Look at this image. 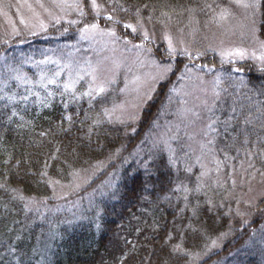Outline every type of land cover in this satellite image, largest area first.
<instances>
[{
	"label": "trees",
	"instance_id": "16d2710c",
	"mask_svg": "<svg viewBox=\"0 0 264 264\" xmlns=\"http://www.w3.org/2000/svg\"><path fill=\"white\" fill-rule=\"evenodd\" d=\"M119 1L127 11L147 14L159 9L184 11L207 0ZM87 7L86 21L93 18ZM261 12L260 32L264 36V0ZM100 20L114 22L128 39H140L120 21L109 16ZM73 35L75 32H70L59 40L38 35L24 47H0V55L7 57V63L16 64L24 58L20 51L40 56L45 43L55 47L54 43H63ZM161 44H155L159 54ZM207 58L217 68L242 71L239 81L247 86L231 89L236 98L227 102L234 106L237 132L236 139L227 134L230 141L233 139L228 151L243 160L252 153L264 167V69H255L249 60L222 64L215 54ZM175 59L169 81L162 83L133 126L109 116V107L116 100L111 91L74 102L56 97L38 105L16 101L7 93L10 87L0 90V264H216L225 258L226 264H231L234 258L228 259L230 254L237 255L235 264L264 262L255 249L246 247L264 220V198L252 208L253 220L245 224L236 213L235 202L225 199L223 189L210 187L208 191L194 185L193 175L176 165L165 148L151 145L165 93L188 61L185 55ZM141 146L144 160L133 156ZM145 160L147 165L142 166ZM114 168L118 173L116 192L102 201L97 226L94 222L72 228L50 224L46 214L30 207L32 198L53 194L55 181L69 182L77 172L102 170L94 185ZM189 183L192 191L185 198L179 188ZM219 241L222 247L216 250Z\"/></svg>",
	"mask_w": 264,
	"mask_h": 264
},
{
	"label": "rangeland",
	"instance_id": "374dc122",
	"mask_svg": "<svg viewBox=\"0 0 264 264\" xmlns=\"http://www.w3.org/2000/svg\"><path fill=\"white\" fill-rule=\"evenodd\" d=\"M261 1L255 0V8H244L238 0H207L184 11L161 12L159 9L156 13L145 14L141 10L138 14L127 11V6L119 0H96L98 9L92 7V0H0V47L19 48L38 35L42 39L52 36L59 40L75 32L67 41L54 43L55 47L45 43L46 48L40 56L20 51L24 58L16 64L7 63V57L0 55V90L10 87L7 93L16 101L25 100L22 97L27 96V101L38 105L56 97L74 102L77 98L92 99L111 91L116 100L109 107V116L133 126L140 121L162 83L169 81L176 66L175 57L187 56L184 68L165 93L160 120L153 126L150 137L151 145L165 148L176 165L193 175L194 185L208 191L210 187L223 189L225 199L235 202L237 215L248 224L253 220L252 208L264 198V167L253 159L252 153L248 160H243L228 151V144L232 143L231 138H237V132L234 130V106L227 104L236 98L231 89L247 85L239 81L243 74L237 67L217 68L207 57L215 54L222 64L249 60L255 69H264V61L259 59L264 55V36L260 32ZM88 5L93 18L86 21ZM103 15L125 25H134V33H138L140 39L124 37L114 22L100 20ZM93 24L98 27H89ZM73 28L76 31H72ZM112 32L115 36L110 35ZM168 38H171L174 53L169 48ZM159 43H162L160 54L155 45ZM237 50L245 51L243 59L229 55ZM93 68H98L97 75L108 81L107 91L88 96L91 77L86 73ZM70 69L73 79L76 70H83V79L75 84V91L63 87L69 81ZM58 71L61 74L55 84H47L46 88L40 86L42 73L43 83H47ZM18 76L23 79H17ZM226 104L230 105L228 113ZM228 133L231 138H227ZM142 148L134 151L133 156L138 160H144ZM145 161L142 166L147 165ZM100 172L102 170L97 173L81 171L69 182L55 181L53 194L47 198H32L30 207L46 214L50 224L72 228L82 222H94L97 226L101 221L97 218L103 213L102 201L107 200L106 195L116 192L118 181L114 168L93 185ZM186 185L179 188L185 198L193 187L191 183ZM253 234V241L249 240L246 247L255 249L263 259L264 220ZM215 247L220 249L222 242ZM229 258H234L231 264L238 263L237 255L230 254ZM226 261L227 258L216 264H226Z\"/></svg>",
	"mask_w": 264,
	"mask_h": 264
},
{
	"label": "snow or ice",
	"instance_id": "6c2138e0",
	"mask_svg": "<svg viewBox=\"0 0 264 264\" xmlns=\"http://www.w3.org/2000/svg\"><path fill=\"white\" fill-rule=\"evenodd\" d=\"M238 2L244 8H255L257 6V4L255 3V0H238ZM40 6L43 7V4H41ZM64 6H66V7H76L77 5H64ZM92 7L93 8H97V9L99 8V5L96 4V0H92ZM81 15H83L82 12H81ZM221 18H223V14H222ZM109 19H111V17H109ZM57 23H59V18H57ZM71 23H75V21H72ZM41 27L45 28V30H46V27L44 25H41ZM89 27H91L93 29H96L98 26L93 24V25H90ZM125 27L132 29L133 32L136 31V27L134 25H132V24H127V25H125ZM13 31L15 32V34H17V35L19 34L18 31L15 28L13 29ZM85 33H87V29H85ZM110 35L115 36V32L110 33ZM144 35H145V38H147V33L146 32L144 33ZM168 40H169V48L174 53L175 52V48L172 46L171 38H168ZM245 54L246 53H245L244 50H237L235 53H229V55H238L242 59L244 58ZM253 55H255V54L253 53ZM259 59L261 61H264V55H262ZM81 71H83V70L82 69L76 70V72H75V77L76 78L73 79V73H72V70L70 69V71H69V81H68V83H65L64 86H63L65 90L72 89L73 91H75V84L79 80L83 79V76L81 75ZM99 71L100 70L98 68H93L91 71L86 73V75H89L91 77V82L89 83V86H88V92L86 93L88 96H93V94H103V93H105L107 91L108 81L106 79H103V78H101L100 76L97 75V73ZM60 74H61V72H59V71L54 73L52 77L47 79V83H43L44 74L42 73L41 74L40 86L46 88L47 84H55L56 83V78L59 77ZM17 79H23V77H19L18 76ZM33 95H39V94L38 93H33ZM0 98H3V97H0ZM148 98H150V97H148ZM22 99L27 100L28 97L25 96V97H22ZM105 111L107 112V110H105ZM132 118L135 119L134 116Z\"/></svg>",
	"mask_w": 264,
	"mask_h": 264
}]
</instances>
